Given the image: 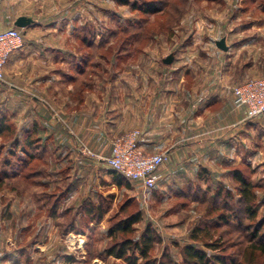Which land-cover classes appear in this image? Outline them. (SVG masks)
<instances>
[{
  "label": "rangeland",
  "instance_id": "374dc122",
  "mask_svg": "<svg viewBox=\"0 0 264 264\" xmlns=\"http://www.w3.org/2000/svg\"><path fill=\"white\" fill-rule=\"evenodd\" d=\"M19 15L38 21L36 33L30 35L53 49L51 72L59 79L41 96L42 103L65 120L76 119H69L64 130L60 127L59 135L78 137L79 144L94 150L91 162L78 159L75 152L69 172L73 160L66 157L68 149L57 155L52 143L42 157L27 162L22 145L15 146L25 125V101L10 85L17 84L18 74L11 79L5 72L0 81V125L9 128L0 133V264H126L104 250L127 237L138 239L149 227L158 238L151 254L157 261L168 252L182 263L185 246L205 249L211 244L220 247L216 253L240 263L252 228L264 222V128L257 121L262 116L250 120V148L244 158L242 150L238 157H221L213 165L214 177L193 182L192 188H210L215 199L206 203L194 196L196 189L187 187L183 192L191 196H180L179 185L173 189L174 184L159 180L156 189L145 194L127 182L119 184L98 152L104 144L99 134L106 119L129 108L132 86L144 102L151 80L177 84L179 73L185 72L188 88L198 85L209 97L214 84L228 75L226 55L217 46L222 39L228 47L233 37L236 42L248 40L245 55L257 60L261 69L264 0H0V30L14 28L5 20ZM256 73L264 77V72ZM230 76L241 78L240 73ZM188 96L194 100V92ZM34 111L28 114L34 116ZM121 136L108 141L111 147ZM237 170L252 186L248 196L257 213L254 219L240 210L246 204L237 202ZM220 189L224 194L218 199ZM91 209L92 215L86 213ZM135 215L142 221L134 233L108 236L111 227ZM255 264H264V259Z\"/></svg>",
  "mask_w": 264,
  "mask_h": 264
},
{
  "label": "crops",
  "instance_id": "0c3cea01",
  "mask_svg": "<svg viewBox=\"0 0 264 264\" xmlns=\"http://www.w3.org/2000/svg\"><path fill=\"white\" fill-rule=\"evenodd\" d=\"M21 16L29 17L19 15L5 21L16 27L15 22ZM33 20L34 23L30 27L21 29L24 45L11 55L5 68V72L11 79L13 73L18 74L17 84L10 81V85L18 90L20 100L25 101L22 104L25 125L18 140L19 146L22 145L21 151L23 152L26 140H34L39 142L40 151L51 150L52 143L57 155L59 150L66 152L68 149L66 157L70 161L73 160L76 152L78 159L91 162L89 155L94 147H89L90 145L84 142L79 144L81 140L78 137L70 136L65 139L58 133L60 127L64 130L63 125L69 122L70 117H66L65 120V117L55 114L53 108L50 107L49 110L48 106L42 103L45 101L42 98L43 94L50 91L52 84H56L59 78L57 73L51 72L53 57H55L53 49L45 47L46 43L39 42L37 38L30 35L36 33L33 28L38 24V21ZM0 28L2 29L1 26ZM247 41L236 42L234 37L231 45L227 41L230 47L227 46L228 51L223 53L227 59L228 75L214 84L215 88L208 92L211 94L209 97L208 94L204 96L205 92L203 93L198 85L188 88L185 84L187 76L185 72L179 73L178 83H173L175 85L168 79L162 80L164 82L161 84L151 80V84L146 87L149 94L144 102L140 101L137 88L132 86L129 108L120 115L106 119L104 126L102 125L99 135L104 144L98 148L101 158L106 161L111 155L112 147L108 141L112 137L116 138L134 129L141 130L140 144L145 152L147 154L164 152L169 158L157 174V179L166 185L174 184L173 189L175 185H179V194H182L187 187L194 186L193 182L198 184L205 177V180L214 177L213 165L215 162H220L219 158H228L232 153L233 156L238 157L240 150L244 158L245 151L247 154L250 148L251 121L247 119L245 107L236 104L230 89L234 90L236 86L252 79V76H254L253 79L257 78L256 72H264V66L260 69L257 65L260 63L257 60L246 57V49L251 44ZM234 73H240L241 78H231L230 75ZM159 76L166 77L169 74L159 72ZM190 92H194L192 101L188 100ZM31 109L35 110L34 116L28 114L29 110L32 111ZM29 116H33L31 123H27ZM72 120L76 121V119ZM128 121L131 122L127 125ZM257 121L264 128V116ZM74 140L77 146L75 150ZM75 161L73 160L74 163L72 162L67 169L68 172L74 168ZM102 161L100 160V163H103ZM104 164L107 165L106 162ZM70 177L67 176L68 179ZM181 183H187V186H180ZM71 188L72 185L67 190Z\"/></svg>",
  "mask_w": 264,
  "mask_h": 264
},
{
  "label": "trees",
  "instance_id": "16d2710c",
  "mask_svg": "<svg viewBox=\"0 0 264 264\" xmlns=\"http://www.w3.org/2000/svg\"><path fill=\"white\" fill-rule=\"evenodd\" d=\"M8 128L9 127H6L1 123L0 133H3V131ZM15 146L17 148L19 147L18 139L15 141ZM40 147L41 146L39 142H35L34 140L25 141L23 153H26L28 155V159L26 160L27 162L36 158L37 155H39L40 157L43 156L46 150H41V154ZM36 152H39L40 154H36ZM113 174L119 177V184H121V182L129 183L126 179L121 178L115 172H113ZM234 177L236 178L240 187V198L237 202L240 204H246V207L240 208V210L249 215V219L256 218L257 213L255 212V210H253L250 198L248 196L249 189L252 188L251 184L248 182L247 178L243 173H241L240 170L236 171ZM192 189H196V191L194 192V196L198 197V199L200 198V201L202 203H206L209 198L213 200L215 199L214 196H211L212 194L210 188L206 190H201L200 188L196 187L192 188L191 186L188 188L189 191H191ZM185 194L190 195L189 192H182L180 196ZM223 194V190L220 189L217 193V198H221ZM226 195L227 198L230 197L228 193H226ZM96 209L99 210V208ZM93 210L94 209L86 211V213L92 215ZM105 214L106 212L104 210L101 211L98 214L97 221H102L105 217ZM230 218L234 219L233 216H230ZM141 221L142 218L140 215L130 216L124 220H121L108 230V236L111 238H115L119 234H132L135 232L134 226ZM249 228H247V231H249ZM157 240L158 238L155 236L152 227H149L143 234L140 235L138 239H132L129 237L124 238L123 240L116 242L112 246L106 248L103 254L108 257H114L118 260H121L126 264H237L235 258L228 255H223L221 253H216L215 251L220 247L212 246L211 244H208L205 249H198V246L196 244H189L185 246L183 248L182 263L175 262L171 254L168 252L164 253L163 257L161 258L162 260L160 259L161 261H157L158 259L153 258V256L151 257V254L157 244ZM249 243L250 245L244 253L245 255L243 260L238 264H255L257 260L264 259V222H260L254 228H252V234ZM207 249L213 251V253L207 252Z\"/></svg>",
  "mask_w": 264,
  "mask_h": 264
},
{
  "label": "built area",
  "instance_id": "2783aa9c",
  "mask_svg": "<svg viewBox=\"0 0 264 264\" xmlns=\"http://www.w3.org/2000/svg\"><path fill=\"white\" fill-rule=\"evenodd\" d=\"M24 45L21 29L14 27L0 30V81L12 54ZM236 104L244 106L247 119L264 116V77L250 79L234 88ZM142 132L134 129L119 137L114 143L111 155L106 159L109 168L126 179L141 192L149 193L157 187V174L168 161L164 152L147 154L140 144Z\"/></svg>",
  "mask_w": 264,
  "mask_h": 264
},
{
  "label": "water",
  "instance_id": "95a60500",
  "mask_svg": "<svg viewBox=\"0 0 264 264\" xmlns=\"http://www.w3.org/2000/svg\"><path fill=\"white\" fill-rule=\"evenodd\" d=\"M34 23V20L30 17H26V16H21L19 17L16 22H15V26L19 29H25L27 27H30L32 24ZM218 48H220L221 50L227 51L228 47L226 45V41L225 39H222L221 41H219L217 43Z\"/></svg>",
  "mask_w": 264,
  "mask_h": 264
}]
</instances>
